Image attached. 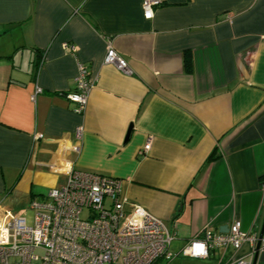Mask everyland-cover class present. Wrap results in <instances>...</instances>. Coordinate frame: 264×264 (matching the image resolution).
<instances>
[{
    "label": "crops",
    "instance_id": "1",
    "mask_svg": "<svg viewBox=\"0 0 264 264\" xmlns=\"http://www.w3.org/2000/svg\"><path fill=\"white\" fill-rule=\"evenodd\" d=\"M162 1L146 18L144 0H0L1 210L25 215L74 169L123 180L175 235L172 260L236 217L261 232L264 0ZM108 40L132 74L105 62ZM78 60L97 81L84 114L65 95Z\"/></svg>",
    "mask_w": 264,
    "mask_h": 264
},
{
    "label": "built area",
    "instance_id": "2",
    "mask_svg": "<svg viewBox=\"0 0 264 264\" xmlns=\"http://www.w3.org/2000/svg\"><path fill=\"white\" fill-rule=\"evenodd\" d=\"M162 3L144 0V16L152 18ZM107 44L105 62L132 74L133 69L119 55L112 40ZM64 46L76 55L75 44ZM78 70L76 86L65 95L74 112L84 114L97 81L79 60ZM42 91L38 85L33 100ZM83 133V127L78 126L76 140H81ZM150 148L151 141L142 153H148ZM122 184L120 178L72 169L64 184L31 199L32 224L26 215L12 216L0 209V264H155L172 260L175 235L160 217L126 198ZM137 219H142V226L135 223ZM233 220L225 233L214 232L208 226L201 237L189 240L182 254L213 258L222 250L217 264H252L260 232L243 231L242 221L238 217ZM194 242L205 243L206 255H192ZM261 243L260 253L264 250V235ZM244 246L248 249L239 254Z\"/></svg>",
    "mask_w": 264,
    "mask_h": 264
},
{
    "label": "rangeland",
    "instance_id": "3",
    "mask_svg": "<svg viewBox=\"0 0 264 264\" xmlns=\"http://www.w3.org/2000/svg\"><path fill=\"white\" fill-rule=\"evenodd\" d=\"M116 67V66H115ZM123 73H125L124 71H122ZM25 215L26 217H28L29 223L32 224L33 223V215H34V210L29 206L26 207L25 209ZM213 264L214 261L213 260H200V259H195V258H189V257H183V256H178L177 258H174V260L171 261H165V260H161L155 264Z\"/></svg>",
    "mask_w": 264,
    "mask_h": 264
},
{
    "label": "clouds",
    "instance_id": "4",
    "mask_svg": "<svg viewBox=\"0 0 264 264\" xmlns=\"http://www.w3.org/2000/svg\"><path fill=\"white\" fill-rule=\"evenodd\" d=\"M141 217L143 216V210H139ZM136 224L142 226V219H137L135 221ZM189 250L186 249L185 252L187 254ZM191 253L193 256H201V255H206V245L203 242H194L192 245V248L190 249Z\"/></svg>",
    "mask_w": 264,
    "mask_h": 264
},
{
    "label": "water",
    "instance_id": "5",
    "mask_svg": "<svg viewBox=\"0 0 264 264\" xmlns=\"http://www.w3.org/2000/svg\"><path fill=\"white\" fill-rule=\"evenodd\" d=\"M131 130H132V127H131L129 133L131 132ZM228 229L229 228H227L225 231H228ZM260 231L261 232H260L259 239H258V242H257L258 243L257 244V250H256L255 257H254V260H253V263L252 264H258L259 259H260V249H261V245H262L261 239H262V237L264 235V221H263V224H262V227H261V230Z\"/></svg>",
    "mask_w": 264,
    "mask_h": 264
}]
</instances>
